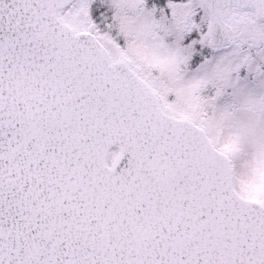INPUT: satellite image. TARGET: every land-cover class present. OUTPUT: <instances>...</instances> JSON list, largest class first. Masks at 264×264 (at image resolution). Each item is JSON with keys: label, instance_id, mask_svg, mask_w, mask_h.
Returning <instances> with one entry per match:
<instances>
[{"label": "snow or ice", "instance_id": "6c2138e0", "mask_svg": "<svg viewBox=\"0 0 264 264\" xmlns=\"http://www.w3.org/2000/svg\"><path fill=\"white\" fill-rule=\"evenodd\" d=\"M0 264H264V0H0Z\"/></svg>", "mask_w": 264, "mask_h": 264}]
</instances>
